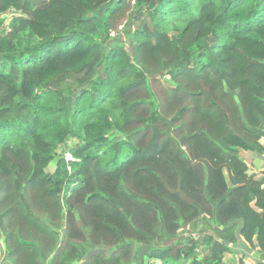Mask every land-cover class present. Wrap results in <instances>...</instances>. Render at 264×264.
<instances>
[{
    "label": "trees",
    "instance_id": "obj_1",
    "mask_svg": "<svg viewBox=\"0 0 264 264\" xmlns=\"http://www.w3.org/2000/svg\"><path fill=\"white\" fill-rule=\"evenodd\" d=\"M8 11L0 264H223L242 239L264 257V172L242 154L264 155V0Z\"/></svg>",
    "mask_w": 264,
    "mask_h": 264
},
{
    "label": "crops",
    "instance_id": "obj_2",
    "mask_svg": "<svg viewBox=\"0 0 264 264\" xmlns=\"http://www.w3.org/2000/svg\"><path fill=\"white\" fill-rule=\"evenodd\" d=\"M264 143V139L260 140ZM247 159L244 158L247 165L252 168V170L260 175L264 172V155H258L252 152H246ZM242 239V238H241ZM233 252H229L223 257V264H239L240 256H245L246 264H256L258 262L264 263V257L261 256L257 247H253L246 243L243 239L238 241L234 246L230 245Z\"/></svg>",
    "mask_w": 264,
    "mask_h": 264
},
{
    "label": "rangeland",
    "instance_id": "obj_3",
    "mask_svg": "<svg viewBox=\"0 0 264 264\" xmlns=\"http://www.w3.org/2000/svg\"><path fill=\"white\" fill-rule=\"evenodd\" d=\"M3 19H4V23H3V25H2V27L6 30L7 29V24H8V22H9V20L11 19V18H13V17H16V16H18V14L17 13H12V12H6V13H4L3 15H0ZM120 28V27H119ZM114 34V33H113ZM58 153L60 152V151H57ZM56 152V154H58ZM243 152V151H242ZM246 152H243L242 154H243V157L244 158H248L247 157V155L245 154ZM67 156H68V154H67ZM68 158H69V156H68ZM49 168L51 169V168H53V165H50L49 166ZM155 262V261H154ZM156 264H157V262H155Z\"/></svg>",
    "mask_w": 264,
    "mask_h": 264
}]
</instances>
